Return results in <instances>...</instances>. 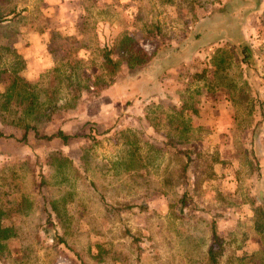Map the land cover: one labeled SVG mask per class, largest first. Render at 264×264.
I'll list each match as a JSON object with an SVG mask.
<instances>
[{
	"label": "rangeland",
	"instance_id": "374dc122",
	"mask_svg": "<svg viewBox=\"0 0 264 264\" xmlns=\"http://www.w3.org/2000/svg\"><path fill=\"white\" fill-rule=\"evenodd\" d=\"M0 264H264V0H0Z\"/></svg>",
	"mask_w": 264,
	"mask_h": 264
},
{
	"label": "trees",
	"instance_id": "16d2710c",
	"mask_svg": "<svg viewBox=\"0 0 264 264\" xmlns=\"http://www.w3.org/2000/svg\"><path fill=\"white\" fill-rule=\"evenodd\" d=\"M234 40H237L235 37H233ZM237 46L239 48H243L245 54L246 53V46H244V43L240 40L237 41ZM122 60H126L128 62V65L130 68L135 67H142L148 60H150V56L146 50H144L142 47L138 45L136 40L131 36H126L121 41V47L119 49ZM114 48L105 50L104 58H105V64L110 67L112 71H118L120 67V61L121 59H115L113 57ZM246 57V56H245ZM27 135L25 134L24 139H26ZM56 137L63 138L64 141H68L70 136L69 134L65 133L63 130H59L55 134H51L47 136L49 139H53ZM132 207V206H127ZM212 231H213V243L209 248V256L210 259L214 262H217V253L221 252L223 249V238L218 233L216 223L213 221L212 223Z\"/></svg>",
	"mask_w": 264,
	"mask_h": 264
}]
</instances>
